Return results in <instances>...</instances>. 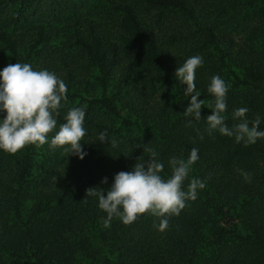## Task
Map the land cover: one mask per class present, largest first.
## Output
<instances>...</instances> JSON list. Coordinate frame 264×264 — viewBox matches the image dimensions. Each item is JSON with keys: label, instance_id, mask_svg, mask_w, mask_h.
Wrapping results in <instances>:
<instances>
[{"label": "trees", "instance_id": "trees-1", "mask_svg": "<svg viewBox=\"0 0 264 264\" xmlns=\"http://www.w3.org/2000/svg\"><path fill=\"white\" fill-rule=\"evenodd\" d=\"M20 1L27 4L29 0ZM110 3L121 14L119 38L129 45L131 54L112 41L111 31L102 24L86 20V31L79 23L80 27L69 36L72 53L56 49L55 59L60 79L67 85V99L79 97L71 90L73 84L85 77L86 69L94 72L101 91L88 100V106L98 104L120 120V126L113 131L116 146L109 141L83 140V150L94 161L62 165L58 169L53 157L43 155L44 161L34 175V156L38 153L32 146L12 156L7 174L0 175L1 198L11 211L0 213L3 264H264V144L258 140L254 145L235 146L218 133L209 135L207 131L175 122L161 125L157 140L161 143L158 159L164 163L162 177L171 176L170 157L187 160L191 149L197 148L199 159L190 169L184 190L192 178L206 183L204 189H198L195 201H187L179 216L169 219L164 232L153 227L159 221L147 213L130 225L113 217L110 227L105 228L103 221L107 214L98 207V198L85 197L89 188L103 189L106 196L115 174L132 171L141 156L148 159L146 153L138 152L120 134L121 130L140 133L148 121L144 118L148 103L139 91L135 63L145 67L155 82L171 84L186 107L190 103L191 97L184 95L187 86L181 85L175 76L177 67L188 56L171 51L170 41L195 38L216 52L228 86L264 91V54L260 53L264 51V34L252 35L242 44L228 29L230 19L248 17L258 21L263 32L264 0H110ZM53 37L54 31L43 24L28 37H12L2 30L0 46L17 62L27 63L35 55L46 62L44 52L54 50L48 45ZM73 50L84 56L86 64ZM49 62L44 68L54 70L52 64L56 63ZM202 82L196 70L194 94L199 93L200 100ZM226 103L231 114L238 108H247L230 99ZM256 106L249 109L246 119L251 122L259 116L262 129L264 110L259 113ZM3 116L0 113L1 119ZM104 127L112 132L111 126L105 123ZM54 134L53 131L48 136ZM248 154L251 159L243 160ZM237 169L251 173V181L246 182ZM53 173L55 179L49 182ZM105 177L107 183H102ZM39 185L51 188L50 192H37ZM28 199L32 203L22 213L21 205ZM10 220L12 225L6 223Z\"/></svg>", "mask_w": 264, "mask_h": 264}, {"label": "clouds", "instance_id": "clouds-1", "mask_svg": "<svg viewBox=\"0 0 264 264\" xmlns=\"http://www.w3.org/2000/svg\"><path fill=\"white\" fill-rule=\"evenodd\" d=\"M204 63L202 56L195 55L186 59L182 66L177 67L175 76L181 85H186L184 95L191 97L190 103L183 111L185 117L195 120L201 119V109L204 101L200 100L199 93H195L196 70ZM67 85L53 72L48 70H33L27 63L8 64L0 71V113H4L0 119V150L9 154H15L28 145L43 146L48 143L51 149L62 148L65 153L76 155L83 159L86 153L80 143L86 135L84 127L86 112L81 107L70 108L63 116L64 122L49 142V133L57 126V118L60 116L61 101L67 100ZM207 92L214 99L209 104L211 115L205 117L209 135L218 131L221 135L234 137L236 143L245 146L255 144L258 139L264 138V130H260V117L256 116L251 122L246 119L249 111L241 107L233 111L232 119L239 121L231 128L225 123L223 113L227 110L226 96L228 86L219 76L211 77ZM192 119L188 120L191 126ZM251 124V126H249ZM203 139V136H201ZM98 140H108L107 130L98 134ZM109 143L113 147L116 141ZM139 147V145H136ZM199 150L192 148L187 160L172 156L168 160L171 176L163 178L164 163L158 159L159 153L144 146V153H148V159L144 156L138 158L133 170L121 171L114 176L113 183L107 195L100 188H89L85 197L98 198V207L107 214L103 225L110 227L113 217L119 218L123 224L130 225L140 216L150 214L157 218L154 223L159 232H164L169 227V219L179 216L187 201H195L198 189H204L206 183L198 178H192L187 190H184V182L188 179L191 167L199 159ZM246 182L251 181V173L237 169ZM102 183H107L105 177ZM99 189V190H98Z\"/></svg>", "mask_w": 264, "mask_h": 264}, {"label": "rangeland", "instance_id": "rangeland-1", "mask_svg": "<svg viewBox=\"0 0 264 264\" xmlns=\"http://www.w3.org/2000/svg\"><path fill=\"white\" fill-rule=\"evenodd\" d=\"M142 14L145 15V13ZM86 20H92L96 23L102 24L107 30L111 31L110 36L113 38L112 41L117 42L122 49L125 47L131 54L128 47L129 45L124 39L119 38V31L122 30L119 26L121 14L113 8L110 0H29L27 4H21L20 0L0 1V31L5 30L8 34L12 35V37H22L23 35L28 37V35L35 32L36 27L41 24H43L47 30L54 31V37L51 42L48 43V45H50L49 47H53L54 50L44 52L47 61L44 62L42 56L35 55L31 60L27 61V64H30L33 70H48L44 67L49 66V61H53L56 63V66L52 64V67L55 69L48 71L55 73L59 78H61V73L58 71L59 64L55 59V56L56 58L58 57L56 49L71 51L68 44L71 43L72 39H70L69 36L74 33L76 28L80 27L79 23L80 25H84L81 29L86 31ZM260 27L262 26H259L258 21L248 17L246 19L244 17H238L237 20L230 19L228 24V29L233 37L242 44L246 43L248 38L252 35L264 34V30L262 32V28ZM189 37L190 36L183 38L180 37L178 40L170 41L168 48L175 53L188 56V58L200 55L204 60L203 65L197 69L200 79L203 80L202 91L200 93L202 100L204 101L203 108L201 109V119L197 121L192 117H185L183 111L186 106L176 97L173 86L169 83L155 82L150 79L145 67L135 63L136 81L139 91L145 95L148 103V111L145 112L144 117L148 121L144 122V124L147 123V125L140 133H128L125 130H121L120 134L124 135L129 145L134 147L140 153H144L145 145L148 148L159 152L158 148L161 143L157 140V135L161 133V125H170L175 122L176 124L188 126V120L192 119V124L188 127L197 128L200 131H206L208 127L205 117L212 114L211 109L208 106L213 101L214 97L207 92V87L210 84L212 76L219 75L223 79V70L218 66L216 52L211 47H208L206 44H201L193 37L191 40ZM73 52L79 54L80 56H78V59L81 61L83 60L84 64H86L82 54L78 53L77 50H73ZM247 53H249V51ZM260 53L264 54V51ZM10 57V53L7 52L3 46H0V71H2L8 64L20 63L16 60H12ZM86 70L85 77L72 86L73 90H71V92L78 94L79 97L61 101V107L59 109L60 116L57 118V126L54 132L59 130L60 124L64 122L63 116L66 115L70 108L81 107L86 112L84 122L86 135L81 141L85 140L91 143H102L98 140V134L107 130L106 127H104L105 123L113 128L112 132L107 130L109 141L114 140L116 134L113 131L120 126V120L102 109L98 104L88 106V100L94 99L98 96L101 87L99 86V82L94 72L88 68ZM132 82L133 81L131 80V84ZM128 83H130V80ZM229 99L239 105H246L248 109H252L254 106L258 105L256 107L258 108L259 113L264 110V107H262L264 106V91L261 89H236L228 86L226 100L229 101ZM126 100H128V98H126ZM259 104L262 106H259ZM223 115L225 116V123L228 127L231 128L234 124L239 123V121L232 119L230 111L226 110ZM262 123L264 125V122ZM260 130H264V128ZM213 133H218V135L227 139V141L233 145L236 144L234 137L230 138L221 135L218 131H213ZM52 137L53 136H49V142ZM107 141L108 140H105L103 143H106ZM258 141L264 144V138L258 139ZM136 145H139V147H136ZM28 146H32L36 153H38V155L34 156L36 167L33 170V175L39 171V168L37 167L42 165V161H44V157H42L43 155L53 157L58 169L62 167V165L65 166L67 164L87 163L91 160L94 161V157L85 150L83 151L86 155L83 159H80L76 155L68 156L69 154L65 153L62 148L51 149L48 143L43 146ZM28 146H25L15 154H9L0 150L1 176L7 174L5 171L9 168L8 164L10 163L12 156L20 155ZM146 154L148 155V153ZM250 159L251 158L248 154L243 160ZM46 161L49 162V160ZM53 175L54 173L51 175L49 182L55 179V176ZM50 190L51 188L49 187L37 186V192L39 193L46 194L49 193ZM31 203L32 200L30 199L27 201L24 200L21 205L22 213H26ZM0 213H11L9 209L7 210V208H5V202L4 199L1 198V194ZM1 219L3 218L0 217V220ZM6 223L12 225L11 220L6 221ZM2 256L3 255L0 252V264H3Z\"/></svg>", "mask_w": 264, "mask_h": 264}]
</instances>
